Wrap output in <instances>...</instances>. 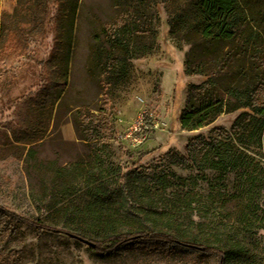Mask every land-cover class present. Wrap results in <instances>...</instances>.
Here are the masks:
<instances>
[{"label": "rangeland", "instance_id": "obj_1", "mask_svg": "<svg viewBox=\"0 0 264 264\" xmlns=\"http://www.w3.org/2000/svg\"><path fill=\"white\" fill-rule=\"evenodd\" d=\"M55 1L44 3L40 28L30 24L36 0H0V14L14 15L31 31L29 51L10 70L0 69V205L63 233L42 234L12 220L6 226L1 223L0 264H218L217 258L204 253L135 245L99 253L73 237L101 242L108 234L135 230L184 231L202 244L223 246L232 238L247 246L249 258L241 264H264V230L234 222L233 203L226 198L234 190V175L222 178L215 170H182L166 161L170 154L183 156L193 138L228 130L240 111L223 114L198 131L180 128L187 89L205 78L185 74L189 47L170 37L162 4H154V35L130 37L125 52L109 45L112 23L119 17L111 0H78L65 90L54 107L41 110L34 104L36 96L54 77L49 59L58 45L60 26H67L57 18ZM93 57L103 65L93 64ZM57 78L63 80L61 71ZM142 109L153 115L160 129L133 148L119 137ZM40 121L44 138L27 143V132ZM70 127L74 138L67 132ZM31 147L34 153L29 154ZM124 174L136 216L116 214L110 229H86L73 213L88 199L86 191L93 183L119 188ZM261 196L264 208V191ZM145 208L151 216L143 215Z\"/></svg>", "mask_w": 264, "mask_h": 264}, {"label": "trees", "instance_id": "obj_2", "mask_svg": "<svg viewBox=\"0 0 264 264\" xmlns=\"http://www.w3.org/2000/svg\"><path fill=\"white\" fill-rule=\"evenodd\" d=\"M49 1L36 0L37 11L30 22L34 27H42L41 14ZM157 1L167 15L170 37L175 43L189 47L185 53V74L205 78L188 87L179 117L180 128L198 131L223 114L240 111L228 130L219 128L213 130L209 138H193L186 144L183 156L170 154L166 161L169 166L182 170H215L222 178L233 174L234 190L226 198L233 203L234 222L264 230L261 203L264 191V0H111L119 17L112 23L114 29L109 45L127 52L130 37L154 35L152 28L158 16L153 9ZM55 2L57 18L61 23L67 21V26H60V39L49 59L50 73L54 77L43 84L36 96L34 104L41 110L54 107L65 90L72 26L79 4L78 0ZM0 22V69L7 71L29 51L31 31L23 28L12 14H0ZM126 35L129 36L127 41L120 39ZM92 60L93 64L103 65L99 57ZM58 61L61 65L57 64ZM60 71L63 80L57 78ZM45 134L40 121L27 132L25 141L39 142ZM78 139L89 141L85 137ZM32 153L31 147L29 154ZM120 179V187L114 189L103 183H93L86 191L88 199L85 204L73 210L83 220L86 229L92 232L104 227L110 229L114 224L112 217L116 214L128 219L136 216L127 197L128 174ZM187 204L191 205L192 201ZM149 210L143 209V215L151 216ZM9 220L33 226L42 234L63 233L43 224L40 219L24 218L0 205V225H9ZM75 236L86 240L84 235ZM103 241L111 246L102 248ZM229 241L225 246L202 244L184 231L135 230L108 234L101 242H90L95 245L91 249L99 253L113 254L135 245L147 250L160 248L183 254L204 253L217 258L218 264L245 263L249 258L246 244L232 238Z\"/></svg>", "mask_w": 264, "mask_h": 264}, {"label": "built area", "instance_id": "obj_3", "mask_svg": "<svg viewBox=\"0 0 264 264\" xmlns=\"http://www.w3.org/2000/svg\"><path fill=\"white\" fill-rule=\"evenodd\" d=\"M159 129V122L154 120L150 112L142 109L119 139L133 148H138L144 145L149 140L150 135Z\"/></svg>", "mask_w": 264, "mask_h": 264}, {"label": "water", "instance_id": "obj_4", "mask_svg": "<svg viewBox=\"0 0 264 264\" xmlns=\"http://www.w3.org/2000/svg\"><path fill=\"white\" fill-rule=\"evenodd\" d=\"M73 237H75L76 239H78L80 242H82L85 245H89L90 247H95V245L92 242L88 241V240L87 241L83 240V239H81V238H79V237H77L75 235H73Z\"/></svg>", "mask_w": 264, "mask_h": 264}, {"label": "crops", "instance_id": "obj_5", "mask_svg": "<svg viewBox=\"0 0 264 264\" xmlns=\"http://www.w3.org/2000/svg\"><path fill=\"white\" fill-rule=\"evenodd\" d=\"M67 132H71L69 136L72 134L73 138L75 137V132H73L72 128L70 127Z\"/></svg>", "mask_w": 264, "mask_h": 264}]
</instances>
